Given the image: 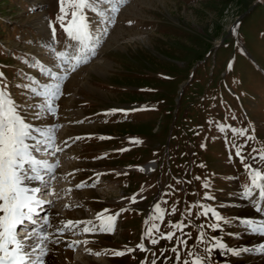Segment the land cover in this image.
I'll list each match as a JSON object with an SVG mask.
<instances>
[{"label": "rangeland", "instance_id": "obj_1", "mask_svg": "<svg viewBox=\"0 0 264 264\" xmlns=\"http://www.w3.org/2000/svg\"><path fill=\"white\" fill-rule=\"evenodd\" d=\"M118 6L104 19L88 11L101 42L87 63L71 71L75 61L64 62L51 51L72 53L58 20L60 0H0V72L26 106L22 114L36 127L55 125L58 144L68 147L71 158L61 168L73 174L60 180L58 193L75 207L62 213L92 222L75 228L84 240L75 243L73 258L86 250L89 264H177L171 251L176 246L180 264L192 259L189 252L206 264L264 257V244L228 255L218 246L264 240L244 223H264V211L257 210L264 199L256 197L244 167L264 153V0H123ZM40 62L60 75L69 69L55 116L27 107L42 105L43 98L17 87L40 91L53 82L41 74ZM38 111L40 119L33 116ZM253 167L264 169V162ZM62 187L69 188L67 197ZM201 206L220 219L211 223L208 214L205 221ZM117 213L114 232H100ZM174 222L187 227L172 241L160 240L172 246L137 248L148 228H159L153 231L157 239L174 231ZM84 227L96 231L83 234Z\"/></svg>", "mask_w": 264, "mask_h": 264}, {"label": "snow or ice", "instance_id": "obj_2", "mask_svg": "<svg viewBox=\"0 0 264 264\" xmlns=\"http://www.w3.org/2000/svg\"><path fill=\"white\" fill-rule=\"evenodd\" d=\"M120 3H123V0H60L61 15L58 16V20L69 41L66 47L70 48L72 53L69 55L67 52H58L55 49L51 51L64 62L74 60L75 63L70 65L71 71H75L82 63H87L91 55L95 54L96 45L101 42L100 37L94 34L93 25L87 15L88 11L104 19L107 18L109 11L119 12L118 5ZM104 5H108V7L105 8ZM111 22L114 23V19ZM52 31L55 35V25H52ZM40 63L41 74L53 82L43 84L40 91L32 89L31 85H18L17 87L28 88L37 97L43 98L42 105L27 107L46 109L49 114L55 116L54 103L63 94L61 81L68 78L69 69H64L65 75H60L58 72H53L52 68ZM35 66L33 65V67ZM60 67L62 65L57 64V68ZM22 113H26V106L16 101L9 90L6 77L0 72V264H45V257L48 254L46 242L51 241L47 229L52 228L49 216L51 207H54V201L43 197L56 195L52 188V181L56 178L55 172L60 165L59 161L50 163L47 159L42 158V155L46 153L55 156L61 149L54 147L52 143L55 139L51 134L52 129L45 130L36 127L27 115ZM33 116L36 119L41 118L39 111L33 113ZM233 131L241 135L247 134L246 129H233ZM37 134L44 139H38ZM252 138L249 137V139ZM50 148L52 151H49ZM236 156L240 158L241 163H244L246 157L242 155L241 151H237ZM251 159L253 163L244 164L245 171L250 175L251 182L258 190L260 197L264 199V169L253 167L254 163L264 162V153L253 156ZM85 186L87 185L77 184L76 188ZM132 202H136L135 198L132 199ZM45 205L48 207L46 208ZM201 207L204 210L200 214L204 216H207L209 212L215 214L213 209ZM257 210L264 211V208ZM123 211L126 209H121V212ZM190 211L191 209H189ZM118 215L119 213L108 216L109 223L100 227L99 231L114 232V222ZM157 218L163 219L162 216ZM216 218L220 219L218 215ZM62 223L63 227L56 229L61 234L82 224H91L92 222L68 220ZM244 223L252 224L254 222L244 221ZM171 227L174 231L162 234L159 239L153 237V231L158 232L159 228L157 226L150 227L145 231L144 239L149 240L152 245L158 244L160 240L172 241L176 232H182L187 225L183 222H174ZM200 227L203 228V225ZM83 231L95 232L96 229L84 227ZM254 231L264 235V223H261ZM200 240L203 242V234L200 235ZM74 243L79 242L70 243L68 247L72 248ZM178 243L187 247L186 240H179ZM137 248L142 251H150L144 244H138ZM211 250V248L207 249L209 252ZM129 251H134V249ZM164 251L167 249H163L162 253ZM171 251L176 253L177 264H180L181 256L177 248L174 247ZM114 254L122 256L126 253L115 251ZM152 254L155 256V253ZM96 255L98 256L100 253H96ZM188 255L192 259H183L182 264H206L203 257L192 252H189ZM143 264H148V261H144ZM151 264H157L156 260H152Z\"/></svg>", "mask_w": 264, "mask_h": 264}, {"label": "bare ground", "instance_id": "obj_3", "mask_svg": "<svg viewBox=\"0 0 264 264\" xmlns=\"http://www.w3.org/2000/svg\"><path fill=\"white\" fill-rule=\"evenodd\" d=\"M50 127L53 130L51 134H53L55 137L52 143L54 147L61 149V151L57 152L55 156L48 155L46 153L42 155V158L47 159L50 163H55L56 161H59V165H60V167L56 169V172H55L56 178L52 181V188L54 189L56 195L43 197L45 199H51L54 201V207H51L50 209L51 215L49 216L50 222L52 224V228L47 229V231L50 234L51 241L46 242V245L48 248V254L45 257V264H60V259H64V261H66L67 264H89L88 258H86L85 254H83L84 252H86V250L82 251V253H80V255H78V257L74 259L72 255V250H73V247L78 246V244L74 243L75 245L73 244L72 248L68 247L70 243L77 242V241L78 242L83 241L84 240L82 238L83 235H81L82 237L80 236L81 238H78L77 236L78 233H76L77 231L76 229H73L71 231H65L63 234L56 231L57 228L63 227L62 222L71 220L69 215L66 216L63 214L65 212L64 211L65 208L71 209V208H74L75 205L73 206V204H67L66 202H63V199H61L60 197V193H58L59 192L58 188L61 186L60 180L62 179L61 181H63L64 178L67 179L66 177L69 176L70 174H73V172H66V174L63 173V170L61 168V162L64 161L65 159L71 158L70 155H67L70 152L68 150V147L65 144H61V145L58 144V139L54 132L55 129H53L55 125L50 126ZM38 128L43 129L42 127H39V126ZM37 137L38 139H44V137L39 136V134H37ZM49 151H52V149L50 148ZM60 191H62V194H64L66 197L69 195V193H67V191H69V188L62 187ZM64 203L67 207H64ZM45 207L47 208L48 206L45 205ZM81 233L84 234L83 231ZM22 235L24 234L22 233ZM263 244H264V240L260 236H258L257 238H248L247 241L240 240L239 242H235L234 244H232L231 247L229 246L227 248H222L221 253L222 255L223 254L228 255L231 252L237 251L242 247H246V250H247L251 248L253 249L256 246L255 249H257L258 246L262 247ZM251 254H255V251H252ZM232 264H264V257L253 256V257H248V258L247 257L241 258L240 260H237L236 262Z\"/></svg>", "mask_w": 264, "mask_h": 264}]
</instances>
